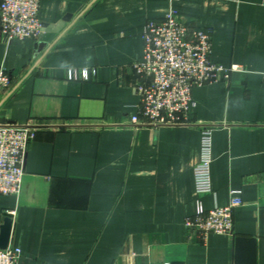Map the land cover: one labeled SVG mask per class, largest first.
I'll use <instances>...</instances> for the list:
<instances>
[{
	"label": "crops",
	"instance_id": "0c3cea01",
	"mask_svg": "<svg viewBox=\"0 0 264 264\" xmlns=\"http://www.w3.org/2000/svg\"><path fill=\"white\" fill-rule=\"evenodd\" d=\"M170 9L211 31L214 61L242 69L192 89L193 122L136 126L131 64L146 22ZM38 17L67 20L49 40L0 35L11 76L0 118L34 128L19 192L0 194L17 264H264V0H40ZM68 68L89 77L69 79ZM203 125L212 127L204 208L227 204L231 189L243 200L233 233L205 239L184 223Z\"/></svg>",
	"mask_w": 264,
	"mask_h": 264
},
{
	"label": "built area",
	"instance_id": "2783aa9c",
	"mask_svg": "<svg viewBox=\"0 0 264 264\" xmlns=\"http://www.w3.org/2000/svg\"><path fill=\"white\" fill-rule=\"evenodd\" d=\"M40 0H0V35L6 42L14 38L36 39L42 31L38 17ZM142 57L131 64L136 75L134 89L138 103L131 124L157 127L193 122L195 107L192 89L229 78L238 64L223 65L211 58V31L181 20L170 9L159 21L146 22L142 31ZM85 68H68L67 78L87 80ZM10 73L0 63V90L9 86ZM34 128L16 123H0V194L18 193L22 183L26 147ZM212 127L200 129L199 159L193 166L194 189L198 195L195 213L186 217L187 228L205 239L209 233L231 235L233 211L242 204L239 189H231L227 204L205 209L201 195L211 192ZM14 215V210L7 211ZM21 249L7 244L0 248V264H17ZM161 264H169L165 261Z\"/></svg>",
	"mask_w": 264,
	"mask_h": 264
},
{
	"label": "water",
	"instance_id": "95a60500",
	"mask_svg": "<svg viewBox=\"0 0 264 264\" xmlns=\"http://www.w3.org/2000/svg\"><path fill=\"white\" fill-rule=\"evenodd\" d=\"M67 20V17H64L62 21L55 23L53 25L42 24V33L40 36L43 40H49L53 34L63 25V22ZM41 31V32H42ZM0 123H3V119L0 118ZM12 221L10 217H5L2 224L0 225V248H5L9 243L10 234H11Z\"/></svg>",
	"mask_w": 264,
	"mask_h": 264
}]
</instances>
